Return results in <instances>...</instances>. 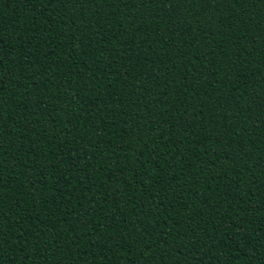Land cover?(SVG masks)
<instances>
[{
  "label": "trees",
  "instance_id": "obj_1",
  "mask_svg": "<svg viewBox=\"0 0 264 264\" xmlns=\"http://www.w3.org/2000/svg\"><path fill=\"white\" fill-rule=\"evenodd\" d=\"M0 264H264V0H0Z\"/></svg>",
  "mask_w": 264,
  "mask_h": 264
}]
</instances>
